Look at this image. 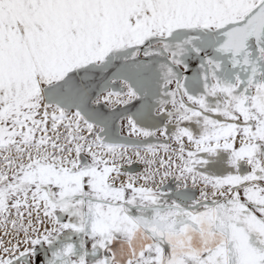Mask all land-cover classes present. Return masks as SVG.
<instances>
[{
	"label": "snow or ice",
	"instance_id": "6c2138e0",
	"mask_svg": "<svg viewBox=\"0 0 264 264\" xmlns=\"http://www.w3.org/2000/svg\"><path fill=\"white\" fill-rule=\"evenodd\" d=\"M0 264H264V0H0Z\"/></svg>",
	"mask_w": 264,
	"mask_h": 264
}]
</instances>
